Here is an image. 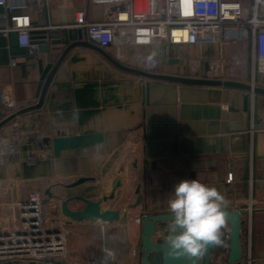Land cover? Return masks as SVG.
Returning a JSON list of instances; mask_svg holds the SVG:
<instances>
[{
	"label": "crops",
	"instance_id": "crops-1",
	"mask_svg": "<svg viewBox=\"0 0 264 264\" xmlns=\"http://www.w3.org/2000/svg\"><path fill=\"white\" fill-rule=\"evenodd\" d=\"M243 4L250 12L252 0ZM114 8L97 0H49L43 9L31 5L25 12L33 29L46 24V28H73L79 40L74 26L77 11L84 10L90 21L99 22ZM10 25V15L0 5V29ZM62 39L52 44L48 37L49 49L32 53L19 44L16 30L0 31V93H12L20 108L37 103L42 72L56 63L71 42L66 32ZM83 39H88L84 31ZM106 50L133 68L144 69V59L156 56L158 73L244 82L252 73L251 82L264 87L263 75L253 79L250 42L171 45L164 41L124 46L120 55L114 47ZM11 59H16L15 66ZM5 117L0 110V121ZM18 119L20 140L15 138L13 119L0 129V148L16 145L12 153L0 149V231L15 225L17 203L33 191L46 201L47 216L53 215L58 201L48 197V189L61 198L83 195L101 200L108 194L101 208L111 221H72L62 258L70 264H87L92 258L96 264H142V223L137 218L145 210L169 212L175 185L181 179H197L221 192L228 210H248L243 216L244 253L239 264H264L263 94L144 77L79 44L63 57L42 106ZM57 132H101L103 141L55 156L39 140ZM80 177L89 179L69 187ZM137 201L141 203L130 208ZM69 206L79 209L84 203L75 199ZM92 232L93 236L87 235ZM103 251L107 255L99 257Z\"/></svg>",
	"mask_w": 264,
	"mask_h": 264
},
{
	"label": "built area",
	"instance_id": "built-area-1",
	"mask_svg": "<svg viewBox=\"0 0 264 264\" xmlns=\"http://www.w3.org/2000/svg\"><path fill=\"white\" fill-rule=\"evenodd\" d=\"M97 1L112 3L115 8L99 22L90 21L86 12L79 10L74 26L81 28L88 39L104 49L114 47L120 55L124 46H148L164 41L171 45L245 41L252 46L253 79L256 74L264 75V0H252L250 12L241 0ZM48 3L49 0H0L11 21L9 27L0 31L16 30L19 44L32 53L37 52L38 45L32 41L31 17L25 11L31 5L43 9ZM16 64V59H11V66ZM158 66L156 56H147L143 61V67L148 71L156 72ZM19 109L12 93H0V110L4 116ZM18 116L13 118L16 140H20L23 133ZM15 147V144H7L0 149L12 153ZM45 204L37 191L17 203L15 225L0 231V264H64L62 257L66 254V239L72 220L62 214L56 215L53 209V215H45ZM108 252L112 256V252ZM50 258L58 261H50ZM87 264H96L95 258Z\"/></svg>",
	"mask_w": 264,
	"mask_h": 264
},
{
	"label": "water",
	"instance_id": "water-1",
	"mask_svg": "<svg viewBox=\"0 0 264 264\" xmlns=\"http://www.w3.org/2000/svg\"><path fill=\"white\" fill-rule=\"evenodd\" d=\"M45 28L33 29L32 30V41L38 45V51H47L49 45L46 42L48 37L51 38L52 44H60L63 42L62 34L67 33L68 38L71 42L66 46L64 52L60 58L54 64H48L38 82L37 96L39 98L38 102L28 106L20 108L16 113H13L3 120L0 121V129L12 120L16 115L24 114L26 112L40 108L43 104L45 94L47 92L48 86L58 69L63 57L68 52L70 48L75 45H86L90 46L99 52H101L108 60H110L116 66L134 72L144 77L169 80L185 84H198V85H215V86H225L238 88L242 90H247L253 94H263L264 87L256 85L253 82H244L240 80L230 79V78H217V77H207L198 78L192 76L174 75L167 73L151 72L146 69L133 68L127 66L115 57H113L106 49L96 44L90 39H83V30L78 28L79 40L75 39L73 28ZM173 61V60H172ZM176 61V60H174ZM103 141V134L101 132L95 133H85V134H68L64 132H57V135L42 136L39 140V145L41 147L51 148L55 156H59L63 150L72 148H83L88 146H93L99 144ZM17 156V155H16ZM123 175L120 174L119 177ZM88 177H80L73 181L69 187L80 185L88 181ZM113 191L116 187H106ZM46 194L49 198L57 199V203L53 205V212L57 214H62L65 217L71 219L74 222H90L96 223L98 221H111V217L107 216L102 212L101 203L108 201V194H105L101 200L89 199L83 195H74L65 198H61L55 192L47 190ZM80 200L84 203V206L79 209H72L69 206L71 200ZM141 202L137 201L132 204L130 208H135ZM248 213V210L244 209H226V220L228 224L227 237L224 238L222 245L209 244L205 250L204 256L198 261L186 260L183 256H179L173 252V250L165 244V240L170 234V224L172 221V216L170 212H157L150 213L144 211L141 217L142 223V241L140 246L142 264H212L213 256L217 253L218 249L225 247V251L222 252L224 255V260L221 264H239L243 258L244 246L242 241V229H243V216ZM118 217V216H117ZM120 217H118L119 219ZM121 220L126 221L127 215H123ZM107 252H101L99 257L106 256ZM222 255L220 256V258ZM94 259V258H93ZM96 259V258H95ZM50 261L57 262L58 260L50 258ZM64 264H70L66 260H62Z\"/></svg>",
	"mask_w": 264,
	"mask_h": 264
},
{
	"label": "clouds",
	"instance_id": "clouds-1",
	"mask_svg": "<svg viewBox=\"0 0 264 264\" xmlns=\"http://www.w3.org/2000/svg\"><path fill=\"white\" fill-rule=\"evenodd\" d=\"M227 204L215 187L197 179H181L168 201L172 221L165 244L186 260L202 259L209 244H223Z\"/></svg>",
	"mask_w": 264,
	"mask_h": 264
},
{
	"label": "flooded vegetation",
	"instance_id": "flooded-vegetation-1",
	"mask_svg": "<svg viewBox=\"0 0 264 264\" xmlns=\"http://www.w3.org/2000/svg\"><path fill=\"white\" fill-rule=\"evenodd\" d=\"M228 230V229H227ZM227 230H226V228L223 230V236H222V239L224 240V238H226L227 237ZM225 251V247L223 246V247H221V248H219L218 249V251H217V253H221L220 255H218V254H215L214 256H213V262H212V264H214V261L218 258H220V256L222 255V257L220 258V260H222V262H223V260H224V255H223V253L222 252H224ZM219 264H221V263H219Z\"/></svg>",
	"mask_w": 264,
	"mask_h": 264
},
{
	"label": "rangeland",
	"instance_id": "rangeland-1",
	"mask_svg": "<svg viewBox=\"0 0 264 264\" xmlns=\"http://www.w3.org/2000/svg\"><path fill=\"white\" fill-rule=\"evenodd\" d=\"M242 1L245 2V1H249V0H241V2H242ZM248 5H249V3H248ZM263 76H264V75H263ZM259 77H260V76H259ZM251 78H252V73H249L245 81L251 82ZM256 85H257V84H256ZM87 235H91V236H93L94 233L92 232V234L90 233V234H87ZM221 262H222V260H220V258H219V259L217 258V259L214 261V264H219V263H221Z\"/></svg>",
	"mask_w": 264,
	"mask_h": 264
},
{
	"label": "trees",
	"instance_id": "trees-1",
	"mask_svg": "<svg viewBox=\"0 0 264 264\" xmlns=\"http://www.w3.org/2000/svg\"><path fill=\"white\" fill-rule=\"evenodd\" d=\"M8 264H10V263H8Z\"/></svg>",
	"mask_w": 264,
	"mask_h": 264
}]
</instances>
